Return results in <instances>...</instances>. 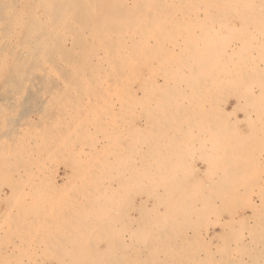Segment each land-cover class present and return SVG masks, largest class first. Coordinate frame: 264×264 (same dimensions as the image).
<instances>
[{
    "label": "bare ground",
    "instance_id": "bare-ground-1",
    "mask_svg": "<svg viewBox=\"0 0 264 264\" xmlns=\"http://www.w3.org/2000/svg\"><path fill=\"white\" fill-rule=\"evenodd\" d=\"M228 11L236 12V14L238 11L242 12L243 15L238 16L232 13L231 15L242 21L240 26L244 28V33L251 36L252 28H261L263 30L258 31H261V37L264 38V0H0V34H5L4 38L0 35V84L6 87H2V90H5L2 95L5 97L1 100L8 99L11 92V95L14 92L26 96L20 97L21 101L24 99V103L27 102L24 105L25 107L27 105V109L25 107L21 108L23 110L18 109V112L21 111L25 116L22 117L21 112L19 116L16 108L15 111L13 110L17 113L15 116H19L20 119V117L26 118L28 113L34 115L35 119L31 117L34 120L33 122L30 120V128L27 125L26 130L32 129L37 123L43 124L37 134L40 143L37 144L34 138L36 136H33L32 138L35 139L33 146L26 142L28 145L23 144L25 146L21 150L19 147L24 142L20 143L23 140L20 137V128L23 126H20V123L16 124L19 120H14L15 123L11 121L16 128L18 127L14 131L13 128L10 130L6 125H2L7 129L4 131L1 129L3 132L0 133V184L18 190H15L19 193L15 195V199L11 197L13 205L14 203L16 205L17 198L22 196L18 187L26 180L24 177L29 174L25 175L23 172L25 176L21 181L17 173L18 169L12 166L24 164L25 158H22L30 152L31 157L35 155L42 162L47 158L51 162L49 159L51 157L54 159L62 157L63 161L56 159L65 166L64 175L61 177L65 180L64 189L60 188L58 191L60 194L66 191L68 186L76 187V182L84 179L87 170L92 174L98 172L101 176L100 183L93 186L98 192L83 194L87 196L86 207L83 204L77 205L74 201L71 206L65 203L66 208L57 206L52 209L50 205H46L52 209L51 215L49 212L48 215L40 214L42 210L38 215L34 213L36 224L29 222L34 220H29L27 224L30 223L34 227L36 225V232L33 231L41 234V239L37 243L43 244L45 251L46 245L49 246L50 251H53V254L43 253L44 256L39 251V255L45 258L46 253L50 254L49 257L51 256V260L53 259L56 264H264V214L261 216L260 213L264 209L262 206L258 210L255 208L256 204H253L254 207L250 206V203H253V196L264 205V181L260 184L264 177V165L259 164L260 161L264 163V118L260 120L256 117H264V71H262L264 68L259 70V66L264 65V40L260 42L261 45L259 44L258 48L255 44L261 40L255 43L250 39L242 41L245 44L241 50L237 48L238 52L255 53L246 55L245 58L241 55L248 61L243 64L247 68L246 71H212L211 68L215 67L227 68V63H214L215 61L234 57V55L229 56L227 52L235 51V44H231L232 41H230V45L225 47L224 40L219 37L221 28L233 29L226 22ZM35 12H39L41 18H37ZM9 33L12 34L15 43L10 48V53H6L9 49L7 46ZM240 35L242 38L243 33ZM181 85L185 88L183 89ZM231 85H239L234 89L232 87V98L243 99L242 105L237 106L243 114V121L246 124V126L243 125V129L245 130L246 127V132L237 126L241 119L230 116L226 120L221 109L215 111H212L215 108L211 111L206 109V107H220V105L204 103L205 106L202 103L211 97L202 95L201 91L206 92L205 90L208 89L207 93H209V88L211 89L212 86H214L212 88L216 87L214 90H227V87ZM185 90L187 92L189 90L190 95L185 93ZM229 90L228 88V93ZM256 92L257 95H255ZM90 99L101 103V108L98 102V105L93 103L97 105L94 106L95 108L101 109L97 118L93 114L94 111L90 109L93 104L91 103L90 106V103H84ZM197 100H199L198 103H192ZM2 102L0 101L4 108ZM24 103L20 102L21 106ZM7 104L8 107L9 104ZM257 105L258 108L255 110ZM1 106L0 116L2 117L4 112ZM8 120L9 123L10 118ZM22 120L20 119V122ZM49 123L50 125H47ZM64 123L67 124L64 127L67 130H65L66 134L62 133L63 130L61 131ZM72 123H79V127L82 125L80 128L74 125L79 128L76 131L81 141L78 138L80 142L75 139L77 144H72L73 140L70 141V147L77 145L79 148L78 153L76 149V151L71 149L76 154L72 153L70 158L67 149L66 154L58 150L67 146L68 142L65 140L69 141L70 138L65 139V137H69V133L73 131L74 128L68 131L71 127L68 125ZM96 123L98 129L92 127ZM12 124L9 127H12ZM259 124H261L262 133L257 129ZM96 133L99 136L97 140ZM259 133L262 135L259 136ZM256 148L261 149V152L255 150ZM14 149L19 151L16 152ZM195 153L199 154L198 161L203 162L205 169L211 173L208 185L212 189L204 188L206 184L197 182L198 179L193 174L197 168L194 167L195 162L191 161L194 166L189 164V158H192ZM77 154L78 157H75ZM34 159L36 163V158ZM29 163L32 162L29 161ZM86 163H89L87 166L99 165L93 166L94 168L91 166L92 168L86 170ZM39 166L41 167L42 164ZM47 166L50 165L47 164ZM47 166L45 170H49ZM28 168L25 167V169ZM10 170L16 171L17 179L13 178L15 173L13 175ZM52 170L50 168L49 171ZM51 174L50 177L53 176ZM54 175L58 176L56 172ZM41 176L42 173L40 178ZM89 176L91 174H88L85 179L90 180ZM28 178L27 183L29 179L34 182L32 178ZM214 178L217 179V183L212 181ZM43 180L47 181L48 178ZM259 180L260 183H258ZM54 182L51 181V183ZM39 183L38 180V186ZM79 184V186L82 185ZM34 185L27 186L30 189ZM49 186L53 188L51 186L54 185ZM21 187L23 188L24 185ZM251 188H254L256 193ZM242 189L246 191L242 193ZM249 189L251 192L248 191ZM42 193L37 194L40 196H36L38 201L45 202V199H48L49 202L53 200L56 202L57 198L63 197L60 194L50 195L49 193H52L50 191L47 192L48 195L45 192V194ZM28 194L27 192L26 195ZM73 194L78 196L79 193ZM30 196L35 197L34 194ZM227 197L234 198L235 204L236 200L241 198L242 204L244 202L250 204L246 206L249 211L255 210L256 213L257 210V214L260 213V215H254V217L250 212L251 217L250 215L249 217L256 218L253 219L254 223H247L249 220L247 218V221L244 220L247 224L241 223V225L248 231L242 232L245 229L241 231L242 233L237 231L239 235L242 234V237L243 235L254 237L251 242L249 241L251 246H244L243 241L239 242L235 239L234 241L241 245L236 247L233 240V243L228 240L230 237L226 238L229 233L223 232L227 236L220 238L221 240L217 238L216 241L221 242L220 250L223 252L217 259L214 252L212 253L211 249L206 247L208 242L201 237L200 229L203 225L200 226V222L205 216L208 218L209 214L219 210L218 206L220 207L223 198ZM32 198L30 197V200ZM4 199H2L3 203ZM9 199L6 198L4 207L13 206L9 205ZM21 200L19 203L24 204L25 199L23 202ZM2 201L0 200V203ZM33 201L31 200L32 203ZM6 202L9 203L6 204ZM41 202V206L42 204L44 206L45 204ZM58 202L59 200L56 203ZM257 205L259 207L258 203ZM23 206H20L21 212ZM26 206L29 208L28 205ZM41 206L39 205L43 209L44 207ZM7 207L6 210L4 209L8 211L7 216L2 215L3 212L0 216L9 218L8 220L12 219L11 223L9 222L12 230L16 228L19 231L18 228H21L22 231L25 224L24 218L21 219L22 222L18 219L17 214L20 211L18 212L16 206L15 209L11 207L10 209L17 210V213H13L15 211L12 212L9 208L7 210ZM237 209L244 208L238 206ZM233 210L231 209V213ZM224 211L226 212L223 208V213ZM27 214L32 219L33 213L30 211V215ZM28 216L25 217L27 220ZM231 217L233 218L232 215ZM233 219L231 220L235 224L239 221L236 219L237 222H235ZM239 222L238 225H240ZM207 224L210 225V223ZM238 225L228 224L227 228L229 230L234 227L242 228ZM9 226L7 227L10 229ZM45 229L48 231L43 233ZM6 230L8 229L5 228V232ZM8 231L11 232V229ZM10 232L5 236L13 235ZM209 235L208 241L211 240ZM14 239L17 241L16 237ZM22 243L25 245V241ZM227 243L233 244L238 254L244 252L245 260L242 259L243 255L239 257L238 254L237 256L227 255L230 249ZM100 244L104 248L100 247ZM16 245L19 244L16 243ZM16 245H13L15 250ZM10 252L8 251V254ZM34 254L36 255L33 253L31 256ZM217 255L220 254L217 253ZM13 256L14 254L11 259ZM15 256L19 255L15 254ZM3 259L8 260L9 257L6 256ZM3 259L1 261L5 262Z\"/></svg>",
    "mask_w": 264,
    "mask_h": 264
},
{
    "label": "rangeland",
    "instance_id": "rangeland-1",
    "mask_svg": "<svg viewBox=\"0 0 264 264\" xmlns=\"http://www.w3.org/2000/svg\"><path fill=\"white\" fill-rule=\"evenodd\" d=\"M229 12V13H228ZM227 13V25L229 26V27H233V29H229V28H227V29H225V28H221L220 29V31H219V37L221 38V40H224V44H223V46H225L226 47V45L228 46V45H230L229 44V42L230 41H232L231 42V44H235L234 45V50L236 51V50H241V47L243 48L244 46V44L242 43V41L244 42V41H246V40H248V39H250V40H252V41H254L255 43L257 42V41H259V40H261V41H259V42H257L255 45L257 46V48L258 47H260V45H261V43L260 42H262L263 40H264V38L263 37H261L262 36V33H261V31L263 30H261V28H252L251 30H253V32L251 31V33H252V35L250 36V35H247L246 33H244V28L243 27H241L240 25H241V20H238V19H235V16H232L231 15V13L232 14H235V15H238L239 16V14L241 15L242 14V12L241 11H238L237 13L238 14H236V12L235 13H233V11H228ZM243 15V14H242ZM35 16L37 17V18H41V15L39 14V12H35ZM229 18H232V19H229ZM234 19H235V21H234ZM16 21L17 22H19V20L18 19H16ZM241 21V22H240ZM231 23V24H230ZM236 24V25H235ZM237 24H239V25H237ZM234 25V26H233ZM243 30H242V29ZM15 29V28H14ZM218 29V28H217ZM236 29V30H235ZM239 29H240V33H243V36H242V38H241V35H240V33H239ZM250 29V28H249ZM17 30H19V28H17ZM228 30V31H227ZM258 30H261L260 32L258 31ZM14 31H16V29L14 30ZM232 32V34H230ZM236 33V34H235ZM238 33V34H237ZM192 34V33H191ZM250 34V33H249ZM3 38L5 37V36H3V35H5V34H0ZM237 36V38H236V36ZM245 35H247V36H245ZM232 38H231V37ZM234 36V37H233ZM250 36V37H249ZM239 37H240V39H239ZM13 38V36H12V34L11 33H9V34H7V46L9 47V49L6 51V53L7 52H9V50H10V48H12V46L14 45V43H15V41H14V38ZM235 38V39H234ZM247 38V39H246ZM261 38V39H260ZM263 38V39H262ZM12 39V40H11ZM239 39V40H238ZM244 39V40H243ZM253 39H255V40H253ZM257 39V40H256ZM234 40H237V42L238 41H240V42H234ZM9 41H11V42H9ZM9 42V43H8ZM260 44V45H259ZM235 46H236V49H235ZM238 48V49H237ZM238 50V51H239ZM228 51V50H227ZM228 51L227 52V54L229 55V56H232L233 57V55H234V57L233 58H227V59H225L224 61H215L214 63H227V68L226 67H215V68H211V70L212 71H246L247 70V68L245 67V66H243V64H245V63H247L248 61H246L244 58H245V56L246 55H249V54H255V53H246V52H238V51ZM10 53V52H9ZM240 53V55H238ZM237 55V56H236ZM244 57H242V56ZM240 56L243 58H240ZM1 62H2V60H1ZM261 64H263V63H261ZM242 66V67H241ZM262 67V68H261ZM223 68H225V69H223ZM264 68V65H260L259 66V70H262ZM262 71H264V69L262 70ZM184 86V85H183ZM239 87V85H231V86H229V87H227V90H222V89H218V90H214V89H216V87L215 88H212V87H214V86H212L211 87V89L209 88V90L210 91H208L209 93H207V90H205L206 92H200L202 95H206V96H208V97H211V98H213L212 100H211V98L210 99H208V101L206 100L205 102L204 101H202V103L204 104V103H212V104H217V105H220V107H218V106H215V107H213V106H211V107H206V109L207 110H212V109H214V110H212V111H215V110H217V109H221L222 111H223V113L225 114V117H224V119H228V117H230V116H234V117H236L237 119H241V120H239L238 121V127H239V129L240 130H242L244 127H243V125L244 126H246V124H244V121H243V114L241 113V110H239L238 109V106L237 105H242V102H243V99H238L237 97H235V98H232V87H233V89H234V87ZM2 87L4 88L5 87V85L4 84H0V94H1V96H0V101L2 102V104L5 106L4 108L1 106V103H0V106H1V110H2V112H4V113H2L3 114V116L1 117L0 116V119L1 120H3L2 122H0L1 123V125H0V133L1 132H3L4 130H6L7 128H3V126L2 125H6V127H8V128H10V130L12 129L13 131L15 130V129H17L16 128V125L15 124H12V122L11 121H14V120H16V119H18L19 120V122H16V121H14L13 123H15L16 122V124H18V123H20V126H25V124H26V128H24L23 129V127H21L20 129H21V134H20V137H21V139H23V140H19L20 141V143L21 142H24V143H21V147H19L20 149L19 150H21L22 148H23V146H25V145H32L33 146V142L35 141V139H36V143L37 144H39L40 142H39V140H38V138H37V134L39 133V131L41 130V128H42V126H43V124H40V123H37L36 124V126L35 127H33V128H35V129H39V130H34L33 128L32 129H28V130H26L27 129V125L29 126L30 125V120L33 122V120L35 119V117H34V115L33 114H31L30 113V115H29V113L28 114H26L27 116H26V118H27V120H26V118H25V121H24V118H22L23 116H25L24 114L22 115V112L20 113V112H18L19 110L18 109H21V108H23L24 109V105H25V103H27V102H25L24 103V99L21 101V97H23L22 95H20V93H18V94H16V93H14L13 92V95H11L12 94V92L10 93V92H8V93H10V95H9V97H8V99L7 98H5L4 100H6V101H4V100H1V98L2 97H5V95H2L3 93L2 92H5V90L3 91L2 90ZM181 87H182V85H181ZM231 87V88H230ZM235 87V88H236ZM256 86H254V88H255ZM6 88V87H5ZM183 89L185 88V87H182ZM228 88L230 89L229 90V93H228ZM213 89V90H212ZM256 89V88H255ZM8 91V90H7ZM7 91H6V93H7ZM214 91V92H213ZM216 91H218V92H216ZM190 91L188 90V92H187V90H185V93H187V94H189L190 95V93H189ZM210 92H212V93H210ZM221 93V94H220ZM226 93V94H225ZM241 94H243L242 92H240ZM5 94V93H4ZM204 95V96H205ZM211 95V96H210ZM231 95V96H230ZM255 95H257V92H256V94ZM12 96V97H11ZM14 96V97H13ZM19 96V97H18ZM21 96V97H20ZM224 96V97H223ZM18 97V98H17ZM24 97H26V96H24ZM226 97V98H225ZM20 98V99H19ZM10 99H11V101H10ZM17 99V100H16ZM9 100V101H8ZM14 102H13V101ZM91 100H93V99H90L88 102H84V103H90V106L95 102V104H97V102L98 101H91ZM211 100V101H210ZM218 100V101H217ZM241 100V101H240ZM26 101V100H25ZM86 101V100H85ZM9 102V103H8ZM11 102H13V103H11ZM18 103V104H20V102H21V104H22V102L24 103L23 104V106H21V104L19 105V106H21V107H19V106H17L16 105V103ZM199 102V100H197V101H192V103H198ZM218 102H220L219 104H218ZM9 104V106H11V107H7L6 106V104ZM92 103V104H91ZM187 103V102H186ZM7 104V105H8ZM95 104H93L91 107H90V109L91 110H93L94 112H93V114H95V117L97 118V117H99V111L101 110L100 108H101V103H99L98 102V104H99V107H97V108H95L97 105H95ZM205 106H206V104H204ZM13 106H14V108H13ZM88 106V105H87ZM95 106V107H94ZM241 107V106H240ZM6 108H8V109H6ZM16 108V109H15ZM93 108V109H92ZM99 108V109H98ZM209 108V109H208ZM211 108V109H210ZM258 108V105L255 107V110ZM16 110L17 112H18V115H19V113L22 115V117H20V119L23 121H21L20 122V119L18 118V117H16L15 116V113L16 112H13V110ZM23 109H21V110H23ZM25 109H27V105H26V107H25ZM6 110V111H5ZM11 112H10V111ZM14 110V111H15ZM9 113V115H8V113ZM24 113H26L25 111H23ZM14 113V114H13ZM12 114H13V116H12ZM99 114V115H98ZM6 115H7V117H6ZM16 115H17V113H16ZM34 117V119L32 120V118ZM30 117V118H29ZM32 117V118H31ZM257 117V119H260V120H263V116L261 117V116H256ZM5 118H7V119H5ZM8 118H10V124L8 123ZM13 118V119H12ZM15 118V119H14ZM5 119V120H4ZM0 120V121H1ZM66 121H69V120H67V119H65ZM98 120V119H97ZM7 121V122H6ZM241 121H242V123H241ZM29 122V123H28ZM5 123V124H4ZM7 123V124H6ZM23 123H25V124H22ZM98 123V122H97ZM95 124V125H92V127L93 128H97L98 129V124ZM239 123H240V125H239ZM11 125L12 124V127L10 126L9 127V125ZM77 124V123H76ZM76 124H69L68 125V127L71 125V127H69V129L71 128V129H73V131H75V133L77 132L76 130L77 129H79L80 127H81V125H80V127L78 126L79 125V123L76 125ZM15 125V126H14ZM42 125V126H41ZM47 125H50V123L49 124H47ZM73 125V126H72ZM78 126V127H75V126ZM97 125V126H96ZM19 126V125H18ZM67 126V124L66 123H64V126H62V129H61V131H62V133L63 134H66V128H64V127H66ZM96 126V127H95ZM5 127V126H4ZM28 128H30V126L28 127ZM64 128V129H63ZM242 128V129H241ZM1 129L3 130V131H1ZM71 129L70 130H68V131H71ZM257 129L258 130H260V133H262L261 132V129H262V127H261V124H259L258 125V127H257ZM32 130H34V131H32ZM66 130V131H65ZM23 131H26L25 133L23 132ZM31 131V132H30ZM73 131H71V133H69L70 134V136H69V134L67 135V136H69V137H65V139L66 138H70L69 139V141L66 139L65 141H67L68 143H66L67 144V146L66 147H64V148H62V149H59L58 151L59 152H61V151H64V152H62V153H64V154H66L68 151V155H69V157L70 158H72V156H70V155H72V153L73 154H76L75 152H72V150L73 151H76L77 153H78V151H79V148L77 147V145H72L71 147H70V145H69V143H70V141H74V142H71L72 144H77L78 142H80L81 140L78 138L79 137V135H78V132L75 134ZM97 131V130H96ZM95 131V132H96ZM246 132V127H245V130L243 129V132ZM29 132V133H28ZM33 132V133H32ZM93 133H94V130H93ZM259 133V136L260 135H262V134H260ZM26 134V135H25ZM71 134L73 135V134H75V135H73V136H71ZM22 135V136H21ZM24 135H25V137H24ZM96 136L98 135V133H96L95 134ZM30 136H31V138L33 137V136H36V137H34V138H30ZM64 136H66V135H64ZM24 137V138H23ZM29 137V138H28ZM28 140V141H25L26 139ZM80 140V141H78V139ZM99 138V136H97V138H96V140ZM75 139L78 141V142H76L75 141ZM31 141V142H30ZM26 142H28V144H26ZM39 142V143H38ZM256 142H258V140L256 141ZM33 143V144H32ZM70 143V144H71ZM23 144H25V145H23ZM78 146H79V144H78ZM63 149H65V150H63ZM68 151H67V150ZM72 149V150H71ZM76 149V150H75ZM14 150H16V152L17 151H19L18 149H14ZM255 150H257V148L255 149ZM261 149H258L257 151H260ZM34 151V150H33ZM71 151V152H70ZM28 152H30V151H28ZM35 152V151H34ZM261 152V151H260ZM31 153V152H30ZM30 153H26L24 156L25 157H23L22 159H24V162L26 163V161H28L27 162V164H21V165H15V166H12V168L14 167V168H17L18 170H17V173H18V175H19V179L21 178V181H23L24 180V178L27 180V178L29 177V178H32V181H34V182H31V179H29V182H31V184H29V182L27 183V181L26 180H24L22 183H21V181L19 180V184L21 183L22 185H24V187L22 188L21 186V184H20V187H18L19 188V192H22V193H20L22 196H19L18 198H17V204L15 205V203H14V205H13V202H12V199H11V197H13L14 199H15V195L16 194H19L18 192H16L15 190H17V189H11V188H9V187H7V186H2L1 184H0V191H1V194H0V198L2 197V199H4V203H5V200H6V198H10L8 201L10 202H6V204H8L9 203V205H13V206H6L7 207V210H8V208L10 209L11 207L13 208L14 207V209H15V206L17 207L16 209L18 210V212L20 211L21 212V208L22 207H20V206H23V209H22V212L20 213H18L17 214V216H19L18 217V219H20L19 221H21L22 222V220H23V218H24V221H23V223L25 224V227L28 229V231H27V229L24 227V228H22V231H24V232H22L21 231V228H18L19 229V231H17V229L15 228V230H12L13 228L12 227H10L9 226V224L11 223V221H12V219L11 220H8L9 218H5V217H1L2 215H5V216H7V214H8V211L6 212L5 210V208L6 207H4L5 206V204L3 203V201H2V199H0L2 202L0 203V214H1V212H3V214L0 216V232L2 231V229H4L1 233H0V237L3 239H1L0 238V243H2L1 245H0V248L1 249H3V250H1L0 249V254H1V252H2V254L0 255V264H1V260L5 257L6 258V256H8L9 257V259H10V261L8 262V260H6V259H3L5 262H2L3 264L5 263V264H14L15 263V261H17L15 264H23V263H28V264H40V262H41V264H56V262L52 259L51 260V256L49 257V255L50 254H48L47 255V253H46V256H45V258H43V256H44V254H45V252H50V253H52L53 254V251H50L49 249H48V245H46V251H45V246L43 245V247H42V245H39L38 243V241H39V239H41V234L39 235V234H36L35 232H36V225H35V227H34V225H31L32 223L33 224H36L35 223V220H36V215H35V217H34V213L36 212L37 213V215H38V213L40 212V210H42V211H44V212H42L41 211V213L40 214H42V213H44V214H46V215H48V212H49V214H50V212H51V210L53 209V207L54 208H57V206L58 207H60V208H66L67 207V204L69 205V206H71L72 205V202H76L77 203V205H79V204H81L80 206H82V204H83V206H85V204L87 203L86 202V198H87V196L85 197L84 195H87L86 193H89V192H94V193H97L98 191H97V189L95 188V187H93V186H95V184H98V183H100V181H101V176L98 174V172H96L95 174L93 173L92 174V172L91 171H89V172H87L88 170V168H90L91 166L93 167L94 165L93 164H90V166H87V165H89V163H86V166H85V168H86V170L87 171H85V174H87V175H85L84 176V179H85V177H88V174H91V176H89V177H91L90 178V180H89V178H86L85 179V181H84V179L83 180H81V181H78V182H76V184H77V186L76 187H73V188H71V187H67L65 190L67 191H64V192H66V193H62L61 192V194L58 192V191H60V188L62 187L63 188V183H65L64 181L65 180H62V178L61 177H63V175H64V167L65 166H63V164H60V160L62 159V157L60 156V158H53V157H51V158H49V159H51V162H50V160H48V158H47V160H45L44 162H42V161H40L35 155L33 156V157H31L32 155V153L30 154ZM28 154H30L29 156H30V158H29V156H27L26 157V155H28ZM195 155V156H194ZM194 155H192L194 158H195V160H194V158L192 157V158H189V164L191 165V166H194V167H196L197 169L193 172V174L196 176V179H198L197 180V182H199V183H202L203 182V185L204 184H206V185H208V181H209V175L211 174L210 172H209V170L208 169H205L206 168V166L204 165V163L202 162H200V161H198V160H200V158H198V156H199V154L198 153H195ZM75 157H78V154H77V156H75ZM29 158V159H28ZM34 158H36V163L38 164L37 166H36V163H35V159ZM197 158V159H196ZM32 159V160H31ZM52 159H53V161H52ZM56 159H59V161L57 160L56 161ZM34 160V161H33ZM76 160H77V158H76ZM197 160V161H196ZM29 161L30 162H32V163H29ZM47 161V162H46ZM61 161H63V159L61 160ZM194 163V165H193V163ZM55 164H53V163ZM262 162V163H261ZM48 165H50V166H47V164ZM58 163V164H57ZM42 164V166L40 167L39 165H41ZM43 164H45L48 168H49V170H50V168H51V170L52 171H49V170H45V169H47V168H45L46 166L45 165H43ZM259 164L261 165H264V163H263V161H260L259 162ZM33 166V167H30V166ZM58 165V166H57ZM61 165V166H60ZM99 164H96V166H94V167H97ZM19 166H21V168L24 166V168H20ZM29 168H28V167ZM43 166H45V167H43ZM57 166V167H56ZM20 169H19V168ZM25 167L26 168H28V169H25ZM91 167V168H92ZM93 167V168H94ZM40 168H42L41 170L42 171H44V172H42L41 170H40ZM63 169V171H62V169ZM30 169V170H29ZM35 169V170H34ZM22 170V171H21ZM23 170H25V171H23ZM27 170V171H26ZM36 170H38V171H40L41 173H42V176H41V178H40V175H41V173L39 174V172L37 171L36 172ZM57 170V171H56ZM20 171V172H19ZM28 171H30L29 173H28ZM31 171H33V172H31ZM35 171V172H34ZM205 171V172H204ZM10 172L14 175V173H15V175L13 176V178H15V179H17L18 177L16 176V171L15 170H13V172H12V170H10ZM22 172V173H21ZM23 172H25V175L26 174H29L28 176H26V177H24L23 178V176H25L24 175V173ZM47 172V173H46ZM51 172H52V174H51ZM54 172H56L57 174H58V176H56L55 177V175H54ZM196 172H199V173H196ZM31 173V174H30ZM48 173H50L51 175H53L52 177H50V174H48ZM129 173V172H128ZM208 173V174H207ZM34 174V175H33ZM37 174V175H36ZM47 174H48V176H47ZM32 175V176H31ZM43 175H45V176H43ZM96 175V176H95ZM22 176V177H21ZM39 176V177H38ZM97 176H98V178H97ZM34 177V178H33ZM59 177V178H58ZM263 177V176H262ZM40 178V179H39ZM45 178V180H47V178H48V180L47 181H44L43 179ZM52 180H51V179ZM37 179V180H36ZM42 179V180H41ZM88 179V180H87ZM97 179V180H96ZM36 180V181H35ZM38 180L40 181V183H39V186L37 185L38 184ZM61 180V181H60ZM93 180V181H92ZM200 180V181H199ZM202 180V181H201ZM41 181H43L44 183V185L42 184V182ZM51 181L52 182H54V183H51ZM92 181V182H91ZM97 181V182H96ZM212 181H215L214 183H217V179L216 178H214ZM211 181V182H212ZM262 181H264V177L262 178V180H261V183H260V180L258 181V183H260V184H262L263 182ZM18 182V181H17ZM27 183V185L28 186H30V185H34L33 183H36L35 185H34V187H30V189H34V191H32V190H30L29 189V187L26 185V183ZM46 182V183H45ZM83 182H84V185H83ZM86 182V183H85ZM88 182V183H87ZM95 182V183H94ZM256 182V181H255ZM25 183V184H24ZM48 183V184H47ZM79 183H81L82 185L81 186H79L80 184ZM18 184V183H17ZM54 185L55 186V188H54V186H51V187H53V188H49L50 186L49 185ZM58 184V185H57ZM61 184H62V186H61ZM91 184V185H90ZM26 185V186H25ZM45 185H47V186H45ZM60 185V186H59ZM86 185H87V187H88V189H87V187H86ZM205 185V187L204 188H206V189H212L211 188V186H206ZM38 186V187H37ZM79 186V187H78ZM3 187V188H2ZM36 187V188H35ZM40 187V188H39ZM43 187V188H42ZM45 187V188H44ZM78 187V188H77ZM83 189H82V188ZM84 187H85V189L87 190H85L84 189ZM8 188V189H7ZM20 188H22V189H20ZM38 188L40 189L39 191H40V193H42V194H45L46 193V195H48V193H49V191L50 192H52V193H49L50 195L52 194V195H58V194H60V195H63V197H66V198H63L62 196H61V198L60 199H58L56 196V198L59 200V202L58 203H56L58 200L56 199V202L54 201V204H53V201H47L48 199H45V202H44V200H40V201H38L37 200V197H40L39 195H41L40 193H39V191H38ZM43 190H42V189ZM48 188V189H47ZM4 189V190H3ZM26 189V190H25ZM27 189H28V191H27ZM56 189V190H55ZM58 189V190H57ZM64 189V188H63ZM62 189V190H63ZM76 189V191H74ZM94 189V190H93ZM13 190V191H12ZM25 190V191H24ZM47 190V191H46ZM52 190H54V191H52ZM69 190H71V192L69 191ZM243 190V189H242ZM251 190H253V192L254 193H256L255 191V189L254 188H251ZM16 193H15V192ZM18 191V190H17ZM23 191H24V194H25V196H23L24 194H23ZM78 191V192H77ZM246 190H243V191H241L242 193L243 192H245ZM248 191H250V189L248 190ZM4 192V193H3ZM14 192V196H13V193ZM27 192L29 193L28 195H26L27 194ZM32 192H35V193H32ZM45 192V193H44ZM48 192V193H47ZM54 192V193H53ZM71 193V195H70V193ZM76 192V194H78V196L77 195H75V194H73V193H75ZM84 192V193H83ZM251 192V191H250ZM250 192H248V193H250ZM8 193H9V197H7L8 196ZM31 193V194H30ZM11 194V195H10ZM32 194H34V196L35 197H33V196H30V195H32ZM37 194H39V195H37ZM75 196V197H73V195ZM84 194V195H83ZM46 195H43L44 197H46ZM66 195V196H65ZM69 195V196H68ZM83 195V196H82ZM98 195V194H97ZM18 196V195H17ZM26 196H28L29 197V199H26V198H28V197H26ZM37 196V197H36ZM42 196V197H43ZM81 196V197H80ZM23 197V198H22ZM25 197V198H24ZM30 197L32 198L31 200H34L33 201V203L31 202V200H30ZM43 197V198H44ZM69 197H71V199L69 198ZM80 197V198H79ZM85 197V198H84ZM35 198H36V201H35ZM72 198L74 199V200H72ZM82 198V199H81ZM23 202V200H24V204L23 203H19V201L20 200ZM69 199V201H67ZM83 199H85V200H83ZM228 199H230L229 201H228ZM233 199V200H232ZM223 198V202H221V205H220V207L218 206V209L219 210H217V211H215V213L214 212H212L211 214H209V215H211V217L208 215V218H207V216H205L204 217V220L202 221V222H200V226H202V228L200 229V227H199V229H200V231H201V237L202 238H204L205 239V242L207 241L208 242V245L206 246V247H209L210 249H211V252L213 253L214 252V255L217 257V259L219 258L218 256H221V254L223 253L221 250H220V245H221V242H216L217 241V238L219 239V240H221L223 237H226L227 235H225V234H227V232L230 234V236H229V234H228V236L226 237V238H229L230 237V239H228V240H230V242H232V240H233V244L236 246H241V245H239L240 243H237V242H235L236 240L238 241L239 240V242L240 241H243V243L244 244H242V245H244V246H251V245H249V243L251 242V240H252V238H254L253 236H248V237H245V235H243V237L241 236L242 234H240L239 235V233H242V232H247L248 231V229H246L244 226L242 227V225H245V223H246V221H247V218L249 219L248 220V222L247 223H249V224H253L254 223V221L255 220H253V219H256V218H254L256 215H260V213H261V216L264 214V211L262 210L260 213H258L257 214V210H256V213H255V210H252V211H249V209L247 208L248 207V205H250L251 207H252V205L254 204H256L257 205V203L259 204V207H257L256 205H255V208H257L258 210L259 209H261L262 208V206H263V209H264V205H262L263 203H261V202H259V200H258V198H256V197H252V199H253V203H250V204H248V202H246L247 204H245V202L243 203V204H245V205H243L242 204V200H241V198H238L237 200H236V204H235V202H234V198ZM240 199V200H239ZM242 199H244V198H242ZM14 201V200H13ZM41 201H43V202H41ZM46 201H47V203H49V204H47L46 203ZM78 201H80V202H78ZM228 201V202H227ZM240 201H241V204H242V207H241V204H240ZM255 201V202H254ZM15 202V201H14ZM30 202V204H28V203ZM34 202H36V204H34ZM40 202L41 203H44L45 205L43 206V204H42V206H41V204H40ZM63 202V203H62ZM234 202V203H233ZM31 203L33 204L32 206H31ZM37 203H38V206H37ZM65 203H67V204H65ZM69 203H71V204H69ZM223 203H224V205H226V206H224L223 205ZM227 203H228V205H230V207H231V209L233 210V208H235L234 210H233V213H231V209H229L230 207L227 205ZM231 203H233V204H231ZM19 204V205H18ZM22 204V205H21ZM59 204H61V205H59ZM237 204H238V206H239V208H244V209H237ZM25 205H28L29 206V208L31 207V208H33L35 211H33V209L32 210H30L29 208H27V206L25 207ZM34 205H36V206H34ZM39 205L43 208V209H41L40 207H39ZM46 205H50L49 207H52V209H50L48 206H46ZM52 205V206H51ZM63 205V206H62ZM66 205V206H65ZM76 205V206H77ZM254 205H253V207H254ZM247 206V207H246ZM25 207V208H24ZM36 207V208H35ZM39 207V208H38ZM47 208V210H46V208ZM86 207V206H85ZM19 208H20V210H19ZM49 208V209H48ZM69 209H70V207H68ZM223 208H224V210H226V212L224 211V213H223ZM5 209V210H4ZM14 209H10V211H15V212H13V213H17V210H14ZM38 209H39V211H38ZM25 210V211H24ZM30 210L33 214H31V217H32V215H33V217H32V219L31 218H29L30 216H28V214L27 213H29V215H30V211L28 212V211ZM45 210L47 211V213L45 212ZM230 210V211H229ZM9 211V212H10ZM24 211V212H23ZM220 212V213H219ZM229 212H230V214H229ZM250 212H251V214H252V216H254V217H252V218H250L251 217V215H250ZM259 212V211H258ZM263 212V213H262ZM25 215H24V214ZM35 213V214H36ZM222 213V214H221ZM237 213V214H236ZM254 213V214H253ZM20 214H21V217H20ZM52 214V213H51ZM50 214V215H51ZM214 214V215H213ZM220 214H221V216H220ZM226 214V215H225ZM22 215H24V216H22ZM231 215L233 216V218H235L236 217V219L238 220L239 219V224L240 225H238V222L236 221V219H233L232 217H231ZM237 215V216H236ZM242 215H243V217H242ZM249 215H250V217H249ZM27 216H28V220L26 219L27 218ZM214 216H217V217H214ZM218 216H220V218L218 217ZM235 216V217H234ZM248 216V217H247ZM26 217V218H25ZM246 217V218H245ZM34 218V219H33ZM210 218V219H209ZM229 218V219H228ZM233 219V221H235V222H237L236 224L235 223H233L232 222V220L231 219ZM244 218V219H243ZM4 221H3V220ZM22 219V220H21ZM206 219V220H205ZM243 219V220H242ZM8 220V221H7ZM29 220H34L33 222L32 221H29ZM208 220H210V221H208ZM216 220V221H215ZM244 220H246V221H244ZM252 222H251V221ZM5 221H6V223H5ZM30 222V223H28L27 224V222ZM215 221V222H214ZM225 221L227 222V223H225ZM251 223H250V222ZM2 222H3V224H2ZM8 222V223H7ZM10 222V223H9ZM210 223V225L209 224H207V223ZM214 222V223H213ZM218 222V224H216ZM230 222H232V223H230ZM202 223V224H201ZM222 223V224H221ZM241 223H242V225H241ZM246 223V224H247ZM7 224V226H9L10 227V229H11V232L10 231H8V230H10L7 226H5V225ZM204 224L206 225V226H204ZM214 224H215V226H214ZM224 224V225H223ZM228 224L229 225H231V224H233V225H238V227H242V228H236V227H234V228H230L231 230H229V228H227V226H228ZM5 227H4V226ZM214 227H213V226ZM219 225V226H218ZM29 226V227H28ZM216 226H218V227H216ZM30 227H32V229L30 228ZM205 227V228H204ZM5 228H7L8 230H6V232H5ZM34 228V229H33ZM236 228V229H235ZM233 229V230H232ZM236 231H235V230ZM243 229H245V230H243ZM31 230H32V232H31ZM35 232H34V231ZM220 230V231H219ZM243 230V231H242ZM17 231V232H16ZM20 231H21V233H20ZM46 231H48V229H45L44 230V232L43 233H45ZM234 231V232H233ZM237 231L239 232V233H237ZM242 231V232H241ZM4 232H5V234H9V232L10 233H13V235L11 234V236H12V239H11V236L10 235H6L5 236V234H4ZM16 232V236H15V233ZM225 234H224V233ZM17 233H19V234H17ZM27 234V236H29L28 238H27V236H26V234ZM29 233V234H28ZM31 233H34V234H31ZM219 233V234H218ZM223 233V234H222ZM21 234H25V235H23V236H21ZM36 234V235H35ZM208 234H210L209 236L211 237V240L210 241H208ZM218 234V235H217ZM221 234V235H220ZM235 234V235H234ZM237 234V235H236ZM18 235V236H17ZM21 236V238H24L23 240L20 238V236ZM232 235H233V237H232ZM3 236H5V238L3 237ZM25 236V237H24ZM32 238H31V237ZM36 236V237H35ZM40 236V237H39ZM85 236V235H84ZM216 236V237H215ZM238 236V237H237ZM247 236V235H246ZM9 239H8V238ZM16 237V239H17V241L14 239V238ZM19 237V238H18ZM35 237V238H34ZM237 237V238H236ZM30 238V240H28L27 241V239H29ZM36 239V240H34V239ZM85 239H86V236L84 237ZM221 238V239H220ZM240 238V239H239ZM247 238V239H246ZM251 238V239H250ZM4 239H5V241H7V242H5L4 241ZM9 240V242H10V244H9V242H8V240ZM11 239V240H10ZM26 239V240H25ZM236 239V240H235ZM242 239V240H241ZM245 239V240H244ZM248 239H250V240H248ZM13 240V241H12ZM218 240V241H219ZM235 240V241H234ZM18 241H22V242H24L25 241V245H27V246H25L22 242L21 243H19ZM27 241V242H26ZM246 241V242H245ZM250 241V242H249ZM34 242V243H33ZM38 242V243H37ZM247 242H248V245H247ZM8 243V244H7ZM15 243V244H14ZM16 243H18L19 245H16ZM219 245V247H218V245ZM4 244V245H3ZM30 244V245H29ZM37 244V245H36ZM216 244V245H215ZM231 244V243H230ZM229 243H227V247H229L230 249H228V251H227V255H232V254H235V255H233V256H237V254H238V252H236L234 249L237 247H234V245L233 244H231L230 245ZM246 244V245H245ZM251 244V243H250ZM13 245H16V250L14 249V246ZM29 245V246H28ZM36 245V246H35ZM104 245V244H103ZM210 245V246H209ZM213 245V246H212ZM3 246V247H2ZM5 246V247H4ZM13 246V247H12ZM19 246H22V247H19ZM32 246H34V247H32ZM38 246V247H37ZM66 246V245H65ZM215 246H217V247H215ZM222 246V245H221ZM19 247V248H18ZM26 247H30L31 249L33 248V250L35 251V252H33V250H31L30 248H29V250H28V248H25ZM100 247H102V248H104V246H102V244H100ZM13 248V249H12ZM22 248V250H19V249H21ZM36 248H38V249H36ZM214 248V249H213ZM232 248V249H231ZM24 249V250H23ZM49 251H48V250ZM220 250V252H219V250ZM27 250V251H26ZM215 250V251H214ZM230 250V251H229ZM7 252L6 254H4V252ZM8 251L10 252L9 254H8ZM17 251V252H16ZM20 251V252H19ZM24 251V252H23ZM29 251V252H28ZM30 251H32V252H30ZM39 251H40V253L41 254H43V256H41V255H39L40 253H39ZM41 251H43V252H41ZM13 252V253H12ZM16 252V253H15ZM18 252H19V254H18ZM21 252H23L22 254H21ZM26 252V253H25ZM38 252V253H37ZM234 252H236V253H234ZM33 253H36V255L34 254L33 256H31ZM216 253V254H215ZM217 253L218 254H220V255H217ZM242 253V252H241ZM8 254V255H7ZM11 254V255H10ZM12 254H14V256H15V254L16 255H19V256H13V258L11 259V257H12ZM2 255H5V256H2ZM23 255V256H22ZM27 255V256H26ZM30 255V256H29ZM241 255H243L242 256V259L243 258H245L244 256H245V254H244V252L242 253V254H240V252H239V254H238V257L239 256H241ZM22 256V257H21ZM29 256V257H28ZM35 256V257H34ZM40 256V257H39ZM3 257V258H2ZM24 257L26 258L25 260H24ZM28 257V258H27ZM36 257H37V259H36ZM47 257H49V258H47ZM15 258V259H14ZM35 259V260H32V259ZM42 258V259H41ZM47 258V259H46ZM14 260V261H13ZM20 260V261H19ZM24 260V261H23ZM29 260V261H28ZM50 260V261H49ZM243 260H245V259H243ZM13 261V262H12ZM247 261V260H246ZM249 261V260H248ZM22 262V263H21ZM55 262V263H54Z\"/></svg>",
    "mask_w": 264,
    "mask_h": 264
}]
</instances>
